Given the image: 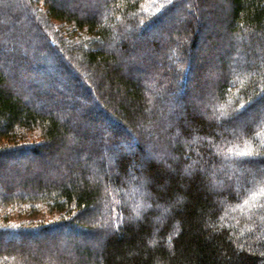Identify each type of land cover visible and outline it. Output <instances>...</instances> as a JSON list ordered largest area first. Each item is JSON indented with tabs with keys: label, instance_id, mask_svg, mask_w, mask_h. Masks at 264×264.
<instances>
[{
	"label": "trees",
	"instance_id": "obj_1",
	"mask_svg": "<svg viewBox=\"0 0 264 264\" xmlns=\"http://www.w3.org/2000/svg\"><path fill=\"white\" fill-rule=\"evenodd\" d=\"M8 2L0 264H264V175L243 181L264 166V117L242 124L264 107V0H13V13ZM205 70L202 115L190 76ZM59 71L82 89H48ZM221 172L241 185L220 188ZM40 206L57 216L33 219ZM14 212L26 216L9 222ZM53 229L67 234L51 251L27 239Z\"/></svg>",
	"mask_w": 264,
	"mask_h": 264
},
{
	"label": "rangeland",
	"instance_id": "obj_2",
	"mask_svg": "<svg viewBox=\"0 0 264 264\" xmlns=\"http://www.w3.org/2000/svg\"><path fill=\"white\" fill-rule=\"evenodd\" d=\"M58 1H62V0H58ZM9 5H7V11L10 12V13H13V11L15 10H19L20 8L17 7L15 5V3L13 2V0H9L8 2ZM90 6V7H89ZM74 6H70V8H72ZM87 9H91V10H94L96 11L97 10V6L92 3V4H89L87 5ZM180 9H175L171 14L165 16L163 19H161L159 22L153 24V26H151L150 28H148L147 30H145V33L143 36L144 38H148V37H152V38H158V34H157V30L159 28H161L163 26V24H165V22H167V20L169 21H173V23H177L180 19ZM137 34V40L140 41L141 40V37L138 36V33ZM139 37V38H138ZM142 38V39H144ZM23 42L27 41L26 39L25 40H22ZM136 41V39H135ZM135 43V42H134ZM21 45V44H20ZM20 45L18 46L15 45V47L13 46L10 50L12 51H17V52H20L22 49L20 47ZM197 52L199 51H202L201 47L198 46L197 47ZM171 51H167L165 52V54L163 55V57H161V65H166V64H169V62H171V60L173 59V57H175V54L174 53H171ZM56 56L55 55H45L44 58L46 60H54ZM47 71H45L44 73H46ZM192 76V77H191ZM190 76L191 81L192 82H196V83H199L200 85H204L202 88H200V100H197L196 101V104L198 106V108H200L202 111H201V114L202 115H206V113L204 112L205 110H208L209 113H211V102L212 100L210 101H207L208 97H206L205 95H203V97H201V92H203L204 94V87L206 85V82L208 79H211V75L205 71H203L200 76L196 77V78H193V74ZM28 78V77H27ZM49 81H50V84L48 85V89H56V90H64V89H79L81 90L82 89V81L79 80V79H74L73 76L71 75V72H67V71H59V72H55L54 74H49ZM30 80V78H28ZM59 82H62V86L59 84ZM191 83V82H190ZM82 101H88L89 98L87 95L82 94ZM180 98L179 101L182 105V101H185L184 97L183 96H179ZM178 99H174L175 102L178 100ZM187 99V98H186ZM209 100V99H208ZM183 107V105L181 106V108ZM258 110L257 111H254V112H250V113H247L245 114L244 116V119L242 120V124L246 125L247 123H260L262 118L264 117V107H260V108H257ZM213 114V113H211ZM213 116V115H212ZM224 114H221L220 117H223ZM66 119H70V114H67L64 116ZM92 130L88 131L89 133L92 132L93 130L96 131L97 128H95L94 126L91 128ZM98 130H100L102 133L105 132L107 133V135L111 132V131H108L106 129H103V126L98 128ZM113 133V132H112ZM87 136H88V133H87ZM98 137V136H97ZM95 137H92V144L96 143L97 140L99 141V138L97 139H94ZM119 145L122 143L119 142L118 143ZM149 156H151V154H149ZM7 158V157H6ZM252 169H255V170H252L250 173V178L249 180H245L246 177L245 175L243 176L242 175V180L244 178V182L247 181V183H252L253 181H255L258 177H260L261 175H264V166H256V167H253ZM216 177H219V184L218 186L220 188H223V187H226L227 183L228 182H231L233 184H235V187H238L241 185L242 181H236V179H233L231 178V176L225 172H221V173H218ZM148 205V204H147ZM100 212V209L99 207H92L91 211H90V215L92 216H96L97 214H99ZM17 212H14L13 214H11L9 217H8V220H10L9 222H17L18 220L16 219H19V220H22L21 217H25L26 214H22L23 216L19 217L20 215L17 216ZM58 213L56 212H48V210H46L44 207H39L37 208V213H34L33 215H31V217H33V219L37 218V221L38 220H51L52 218L56 217ZM64 234H67V231H64L63 229H53L51 232H49L47 235H44V236H37V235H32V236H29L27 239L28 240H34L36 241L37 240V243L38 244H41V248H46L47 251H51V247H53L54 245H56L57 243H59L58 241L62 240L64 238ZM19 239L18 236H15V235H11V236H5L3 238V242H7V241H11V242H16L17 240ZM27 240V241H28ZM36 243V245H38ZM30 244V243H29ZM31 245H33L32 247H36L34 243H31ZM55 247V246H54Z\"/></svg>",
	"mask_w": 264,
	"mask_h": 264
}]
</instances>
